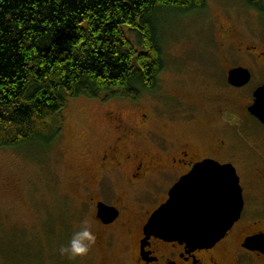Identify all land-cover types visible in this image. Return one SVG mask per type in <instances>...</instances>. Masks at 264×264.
I'll list each match as a JSON object with an SVG mask.
<instances>
[{"label": "rangeland", "instance_id": "rangeland-1", "mask_svg": "<svg viewBox=\"0 0 264 264\" xmlns=\"http://www.w3.org/2000/svg\"><path fill=\"white\" fill-rule=\"evenodd\" d=\"M208 4L205 14L173 19L163 30L166 70L157 93L146 95L139 102L70 100L66 110L58 115L63 133L55 147L34 153L0 151V264L113 263L98 251L96 254L89 251L76 261H69L59 253L70 236L82 228L79 210L84 178L81 173H86L90 159L112 142L113 128L106 121V113H120L129 127L139 123L142 115L148 119L158 116L153 119L152 128L158 134L170 138L183 131L185 139L192 143H196L198 132L208 128L211 122H222L216 112L210 117L203 116L197 125L190 127L169 124L161 116L186 114L187 104H200L203 108L208 96L217 106H221L219 101L232 100L230 110L242 114L251 94L264 82V67L257 69L255 63L238 56L231 48L221 49L222 43L230 44L221 40L218 28L232 26L242 39L264 53V13L257 14L243 0H208ZM238 65L251 69L254 75L242 94L233 93L227 84L229 67ZM211 107L208 105L207 111ZM226 119H231L230 114ZM231 130L237 140L248 130L264 141V129ZM209 132L207 129L206 134ZM210 137L214 141L218 134ZM237 142L234 140V145ZM138 144L145 147L143 141ZM234 163L243 177L241 186L246 203L243 220L254 216L252 209L257 208L260 213L256 216L264 222V166L258 161L254 170H247L237 160Z\"/></svg>", "mask_w": 264, "mask_h": 264}, {"label": "trees", "instance_id": "trees-1", "mask_svg": "<svg viewBox=\"0 0 264 264\" xmlns=\"http://www.w3.org/2000/svg\"><path fill=\"white\" fill-rule=\"evenodd\" d=\"M264 13V0H243ZM208 0H0V151H49L70 100L139 102L166 70L163 30Z\"/></svg>", "mask_w": 264, "mask_h": 264}, {"label": "flooded vegetation", "instance_id": "flooded-vegetation-1", "mask_svg": "<svg viewBox=\"0 0 264 264\" xmlns=\"http://www.w3.org/2000/svg\"><path fill=\"white\" fill-rule=\"evenodd\" d=\"M218 33L222 41L230 44L222 43L221 49L231 48L238 56L255 63L257 69L264 67V53L247 39H242L235 28L222 25ZM239 68L249 70L253 81L251 69L241 65L229 67L227 76ZM227 84L233 93L238 94L250 85L234 88L229 85L228 77ZM263 85L264 82L255 91ZM254 92L250 102L242 108V114L230 110L232 100L219 101L221 106H217L213 105L217 102L209 101L208 96L203 108L200 104H184L186 114L166 113L161 116L169 124L190 127L197 125L203 116L210 117L216 112L222 122H211L208 128L198 132L196 143L187 141L189 138L185 139L183 131L170 138L158 134L152 129L153 119L158 116H148V119L147 115H142L139 123L129 127L120 113H106V121L113 128L112 142L97 157L90 159L88 170L81 173L84 178L79 210L81 224L83 227L87 221L96 237L90 253L98 251L111 258L112 264H264V253L245 247L249 238L264 236V222L256 216L259 209L253 208L256 214L243 220L245 197L241 220L224 240L212 248H191L180 241H166L146 234L154 213L168 203L173 188L197 165L205 161L232 165L240 182H243V177L234 163L236 160L247 170H254L258 161L264 166V141L260 135L253 131L250 134L247 130L244 131L245 136L239 135L237 140L231 130L264 129V124L249 112L255 101ZM208 105H212L211 111H207ZM228 114L235 123L226 119ZM207 129H210L208 135ZM213 133L218 134L214 141L210 137ZM234 140L238 141L235 145ZM140 141L145 143V147L138 144ZM101 206L113 210L116 217L102 219L99 216Z\"/></svg>", "mask_w": 264, "mask_h": 264}, {"label": "water", "instance_id": "water-1", "mask_svg": "<svg viewBox=\"0 0 264 264\" xmlns=\"http://www.w3.org/2000/svg\"><path fill=\"white\" fill-rule=\"evenodd\" d=\"M251 81L252 74L247 69H234L228 74V83L234 88H244ZM254 100L249 112L264 124V85L254 92ZM244 207L236 169L232 165L205 161L173 188L168 203L150 219L146 234L180 241L191 248H212L241 220ZM114 214L105 206L99 211L105 220L115 218ZM245 247L264 253V236L249 238Z\"/></svg>", "mask_w": 264, "mask_h": 264}, {"label": "clouds", "instance_id": "clouds-1", "mask_svg": "<svg viewBox=\"0 0 264 264\" xmlns=\"http://www.w3.org/2000/svg\"><path fill=\"white\" fill-rule=\"evenodd\" d=\"M95 240L91 226L85 221L83 227L73 234L68 243L59 248V253L69 261H76L88 255Z\"/></svg>", "mask_w": 264, "mask_h": 264}, {"label": "bare ground", "instance_id": "bare-ground-1", "mask_svg": "<svg viewBox=\"0 0 264 264\" xmlns=\"http://www.w3.org/2000/svg\"><path fill=\"white\" fill-rule=\"evenodd\" d=\"M228 77V76H227Z\"/></svg>", "mask_w": 264, "mask_h": 264}]
</instances>
